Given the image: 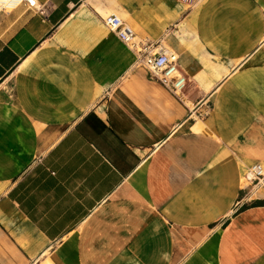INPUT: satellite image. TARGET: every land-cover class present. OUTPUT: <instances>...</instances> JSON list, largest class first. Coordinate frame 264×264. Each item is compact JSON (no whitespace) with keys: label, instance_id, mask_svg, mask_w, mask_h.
Returning a JSON list of instances; mask_svg holds the SVG:
<instances>
[{"label":"crops","instance_id":"1","mask_svg":"<svg viewBox=\"0 0 264 264\" xmlns=\"http://www.w3.org/2000/svg\"><path fill=\"white\" fill-rule=\"evenodd\" d=\"M0 12V264H264V0ZM179 55L182 98L102 19ZM191 110L204 112L202 117Z\"/></svg>","mask_w":264,"mask_h":264},{"label":"built area","instance_id":"2","mask_svg":"<svg viewBox=\"0 0 264 264\" xmlns=\"http://www.w3.org/2000/svg\"><path fill=\"white\" fill-rule=\"evenodd\" d=\"M188 9H193L200 0H179ZM20 5H26L31 9H39L37 0H0V12H10ZM103 23L127 46L136 53V66H142L149 70L157 81L179 98L183 97L184 90L190 81L189 76L182 70L179 63V55L162 44L138 37L134 30L119 15L112 13L102 19ZM202 117L204 112L191 110V114ZM246 180L251 188L244 191L235 204V210L258 198L264 190V167L261 163H255L249 167Z\"/></svg>","mask_w":264,"mask_h":264},{"label":"bare ground","instance_id":"3","mask_svg":"<svg viewBox=\"0 0 264 264\" xmlns=\"http://www.w3.org/2000/svg\"><path fill=\"white\" fill-rule=\"evenodd\" d=\"M38 4V3H37Z\"/></svg>","mask_w":264,"mask_h":264}]
</instances>
